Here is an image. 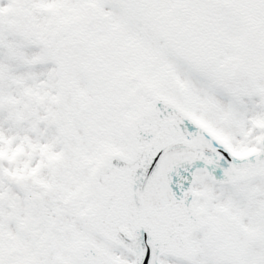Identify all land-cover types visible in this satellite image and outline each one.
<instances>
[{
    "label": "snow or ice",
    "instance_id": "6c2138e0",
    "mask_svg": "<svg viewBox=\"0 0 264 264\" xmlns=\"http://www.w3.org/2000/svg\"><path fill=\"white\" fill-rule=\"evenodd\" d=\"M0 264H264V0H0Z\"/></svg>",
    "mask_w": 264,
    "mask_h": 264
}]
</instances>
